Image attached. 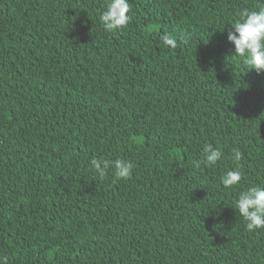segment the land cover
<instances>
[{
  "label": "trees",
  "instance_id": "trees-1",
  "mask_svg": "<svg viewBox=\"0 0 264 264\" xmlns=\"http://www.w3.org/2000/svg\"><path fill=\"white\" fill-rule=\"evenodd\" d=\"M106 2L0 0V257L264 264V229L235 208L264 186V73L227 40L264 0H129L113 33ZM205 144L223 152L213 166ZM234 147L242 179L229 189ZM93 158L130 161L132 178H98Z\"/></svg>",
  "mask_w": 264,
  "mask_h": 264
},
{
  "label": "clouds",
  "instance_id": "clouds-1",
  "mask_svg": "<svg viewBox=\"0 0 264 264\" xmlns=\"http://www.w3.org/2000/svg\"><path fill=\"white\" fill-rule=\"evenodd\" d=\"M130 10L129 0H107L105 10L100 15L104 30L113 33L126 28L132 19ZM189 39L184 34L180 37V43L187 45ZM160 40L166 48L175 49L178 46L177 38L168 33H163ZM227 40L234 46L235 55L232 57L239 58L248 71L264 73V7L259 10L243 9L228 31ZM203 153L205 166L215 165L223 156L222 150L211 144L204 145ZM232 159L237 162L236 169L227 171L221 178L223 186L229 189L239 185L242 179L238 162L243 159V153L239 148L232 149ZM90 165L100 179L107 177L109 168L115 169L114 175L118 179L132 178L133 164L125 159L93 158ZM192 166L199 170L201 161L194 160ZM235 208L246 222L247 230L264 229V186H252L240 192ZM0 264H8L7 257H0Z\"/></svg>",
  "mask_w": 264,
  "mask_h": 264
}]
</instances>
